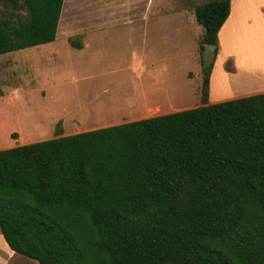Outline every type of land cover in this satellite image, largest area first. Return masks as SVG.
I'll return each instance as SVG.
<instances>
[{"label": "trees", "instance_id": "16d2710c", "mask_svg": "<svg viewBox=\"0 0 264 264\" xmlns=\"http://www.w3.org/2000/svg\"><path fill=\"white\" fill-rule=\"evenodd\" d=\"M63 1L0 0V54L53 41ZM228 12L195 6L201 51ZM212 65L201 105L0 149L8 247L37 264H264V92L208 103Z\"/></svg>", "mask_w": 264, "mask_h": 264}, {"label": "rangeland", "instance_id": "374dc122", "mask_svg": "<svg viewBox=\"0 0 264 264\" xmlns=\"http://www.w3.org/2000/svg\"><path fill=\"white\" fill-rule=\"evenodd\" d=\"M206 1L64 0L53 41L0 54V149L119 119L94 113L95 104L128 117L146 113L145 104L162 114L201 105L214 49L199 48L203 27L194 8ZM230 65L218 69L233 72ZM229 81L236 90V78ZM0 255L6 264H35Z\"/></svg>", "mask_w": 264, "mask_h": 264}, {"label": "crops", "instance_id": "0c3cea01", "mask_svg": "<svg viewBox=\"0 0 264 264\" xmlns=\"http://www.w3.org/2000/svg\"><path fill=\"white\" fill-rule=\"evenodd\" d=\"M217 46L208 82V103L264 92V0H229V12L218 31ZM219 61L223 67L226 61H231L230 68L233 72H228L224 68L219 70L218 65H221ZM215 77H218L220 85L213 89ZM231 77L236 78V90L230 87ZM211 93H216L218 97L210 99ZM145 105L147 112L143 114L140 113L143 111L137 112L138 115L135 117H128L130 112L127 115L119 114L115 112L118 108L114 106L112 108L108 104H95L91 109L96 114L114 115L119 118L98 123L99 126L115 125L162 114L157 104L151 107ZM131 107L130 104L127 109L131 110ZM80 131L81 129H74L71 133H63V135ZM60 135L62 133L56 136ZM0 249L7 253L8 257H20V254L8 247L1 232ZM28 260L37 264L35 260L29 258ZM6 262L7 258L2 256L0 264Z\"/></svg>", "mask_w": 264, "mask_h": 264}, {"label": "water", "instance_id": "95a60500", "mask_svg": "<svg viewBox=\"0 0 264 264\" xmlns=\"http://www.w3.org/2000/svg\"><path fill=\"white\" fill-rule=\"evenodd\" d=\"M207 48L213 50L214 49V45H207Z\"/></svg>", "mask_w": 264, "mask_h": 264}]
</instances>
